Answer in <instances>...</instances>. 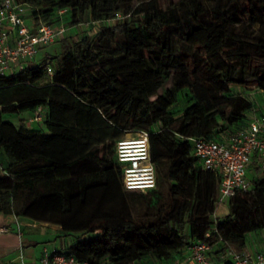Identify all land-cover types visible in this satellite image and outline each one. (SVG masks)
Listing matches in <instances>:
<instances>
[{
    "label": "trees",
    "instance_id": "obj_1",
    "mask_svg": "<svg viewBox=\"0 0 264 264\" xmlns=\"http://www.w3.org/2000/svg\"><path fill=\"white\" fill-rule=\"evenodd\" d=\"M21 1L50 22L66 8L100 26L64 36L40 61L0 78V212L60 225L71 237L66 253L87 264L163 263L218 237L243 250L246 235L264 229V174L255 168L252 187L215 217L218 177L200 167L189 138L245 117L253 103L234 87L264 90V65L250 48L264 53V37L250 42L231 26L239 10L264 9V0H176L165 9L157 0ZM185 89L190 103L173 110ZM38 106L42 129L27 125ZM21 113L25 121L11 120ZM140 131L157 184L129 191L116 141ZM139 211L142 218L132 214Z\"/></svg>",
    "mask_w": 264,
    "mask_h": 264
},
{
    "label": "built area",
    "instance_id": "obj_2",
    "mask_svg": "<svg viewBox=\"0 0 264 264\" xmlns=\"http://www.w3.org/2000/svg\"><path fill=\"white\" fill-rule=\"evenodd\" d=\"M66 10L59 9V17ZM37 11L36 6L21 0H0V78L22 72L35 60L39 49L65 36L67 27L62 21L50 22ZM119 18L121 14L116 13L113 18L104 22H114ZM87 24H96L98 28L100 26L99 21H90ZM45 69L49 76L53 74L49 61H46ZM254 90L264 92L257 88L241 92L250 99ZM44 114L45 108L38 106L27 118V123H41ZM189 141L200 167L218 177L216 206L227 203L238 192L249 190L253 185L255 168L259 174H264V113L259 112L254 105L238 123L226 126L210 138L190 137ZM115 150L125 190L145 191L156 187V168L151 159L147 132L124 135L116 141ZM148 182L152 186L144 187ZM128 184H140L141 187L129 189ZM213 228L216 230V224ZM205 236L210 237V231ZM218 244L222 245L223 250L217 261H213L209 254ZM58 250V247L44 245L36 261H27L24 253L20 252L14 260L6 264H87L66 253V248ZM227 258L233 264H264V252L238 250L221 237L211 243H193L180 261L183 264H224Z\"/></svg>",
    "mask_w": 264,
    "mask_h": 264
},
{
    "label": "crops",
    "instance_id": "obj_3",
    "mask_svg": "<svg viewBox=\"0 0 264 264\" xmlns=\"http://www.w3.org/2000/svg\"><path fill=\"white\" fill-rule=\"evenodd\" d=\"M253 104L259 112L264 113V92L253 91ZM4 159V154H1ZM254 174V173H253ZM228 213L227 203L219 204L215 207L214 214L217 217H222ZM6 229V230H1ZM26 232H31L30 236H26ZM61 234V227L57 224L47 222L34 221L24 216H18L13 213L6 214L0 212V264H6L14 260L20 252H23L27 261H36L42 247L38 248V238H62L60 245L57 241L50 243L49 247H58L59 249L67 248L70 243V236ZM57 244V245H56ZM219 248V247H218ZM217 246L210 252L212 256L219 257L220 251H216ZM243 250L256 253L264 252V229L250 232L246 235V242ZM187 250L182 255L175 258L177 264L181 263L180 259L186 254ZM173 260V259H172ZM179 260V261H178ZM170 260L166 261L169 262ZM163 262V263H166Z\"/></svg>",
    "mask_w": 264,
    "mask_h": 264
},
{
    "label": "rangeland",
    "instance_id": "obj_4",
    "mask_svg": "<svg viewBox=\"0 0 264 264\" xmlns=\"http://www.w3.org/2000/svg\"><path fill=\"white\" fill-rule=\"evenodd\" d=\"M139 0H132V4L133 7H135L138 4ZM158 5L162 8H168L171 5H173L176 0H157ZM243 8V7H242ZM229 17V16H227ZM206 16L203 17V20H205ZM234 20H236L234 23L231 24L232 28L239 33L242 37H244L246 40L250 41V42H254L256 43L257 41H259V38L264 37V9H258V8H253L251 11H249V9H247V7H245V9H241L237 12V16H234ZM58 19L60 21H62V23L67 27V31L65 36L66 37H70V39H77L80 36H82L84 34V30H87L90 34H95L98 30V26H96V24H91L88 26L87 22H90V17L88 15V13H86L83 16H78L74 19L71 18L70 13H65L62 14L61 17H58ZM74 21V23H73ZM58 45L57 44H52V45H48L46 47H43L41 49H39L38 53L35 56V60L36 62L40 61L41 58L43 57L44 53L46 51H52L57 49ZM253 50H255L256 53V57L259 60L260 65H264V62H262V60L260 59L262 54L261 53V49H256L254 46L250 47ZM261 54V55H260ZM170 83H167V86H169ZM253 88H249L248 90H252ZM188 90L185 89L180 95H179V99L177 101V103L172 107L173 110L177 111V110H182L186 105H188L190 103V99H188L187 97V92ZM234 91L235 92H241V88L240 87H234ZM250 100L253 102V98L250 97ZM254 105V104H253ZM25 114L21 113L18 115H14L11 118V120H13L14 122L18 123V122H23L25 121L24 119ZM27 125H31V126H35L38 128H43L44 125L42 123H38V124H29L27 123ZM47 188L51 187L49 185H46ZM166 192V191H165ZM115 207V206H114ZM134 216H136V218H142L143 217V213L142 212H136V213H132ZM215 217H217L215 215ZM31 232H26L25 235L26 236H30ZM65 238V237H63ZM62 238H38V248L42 247L43 245H50V243L57 241L58 245H60V240ZM42 245V246H41ZM57 245V244H56ZM209 258L213 261H217V257L212 256L211 254H209ZM179 261V260H178ZM178 262H176L175 259L170 260L169 262L166 263H161L157 260H154L152 258H148L146 260L143 261V264H177Z\"/></svg>",
    "mask_w": 264,
    "mask_h": 264
},
{
    "label": "clouds",
    "instance_id": "obj_5",
    "mask_svg": "<svg viewBox=\"0 0 264 264\" xmlns=\"http://www.w3.org/2000/svg\"><path fill=\"white\" fill-rule=\"evenodd\" d=\"M143 186H144V187H151L152 184H151V182H148V183H146V184L143 185ZM127 187H128L129 189H134V188H139V187H141V185H140V184H128Z\"/></svg>",
    "mask_w": 264,
    "mask_h": 264
}]
</instances>
